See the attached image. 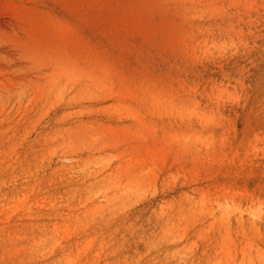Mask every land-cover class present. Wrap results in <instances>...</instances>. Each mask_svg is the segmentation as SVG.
<instances>
[{"label": "rangeland", "instance_id": "obj_1", "mask_svg": "<svg viewBox=\"0 0 264 264\" xmlns=\"http://www.w3.org/2000/svg\"><path fill=\"white\" fill-rule=\"evenodd\" d=\"M104 3L118 39L64 0H0V221L63 223L68 264H264V0ZM135 168L141 192L102 210ZM161 211L174 237L138 253L130 222Z\"/></svg>", "mask_w": 264, "mask_h": 264}, {"label": "bare ground", "instance_id": "obj_2", "mask_svg": "<svg viewBox=\"0 0 264 264\" xmlns=\"http://www.w3.org/2000/svg\"><path fill=\"white\" fill-rule=\"evenodd\" d=\"M64 1L66 5H68V10L76 23L80 25L93 24L95 28L102 30L107 35L108 39H118L121 37L122 32L128 31L129 29L127 23L125 25L123 22L114 20L110 11L104 8V0H95L94 2L92 0ZM136 25H139V23L136 22ZM218 35L219 36L216 37L217 39L212 41V49H215V47L216 50L224 49V46L227 47V44H231L233 41L230 36H226L220 32ZM160 82L158 84L161 87V91H167V79H165L163 83ZM141 107L152 112L167 111V100L154 101L146 106H137V109H142ZM136 170L135 168V171H133L134 173H131L132 177L130 178L132 180H128L130 184L127 183L113 190H107L103 187L100 188L102 189L101 192L107 193L109 198V202L102 210L115 214L126 200L136 197V195L141 192L142 187L139 186V177H141L143 173ZM56 195L57 192L50 195L47 200L45 199V203H48L47 205H50V207L54 205L52 198H55ZM228 205L229 207L231 206L230 204ZM182 208L184 210V206L180 203L178 207L179 211ZM233 210L234 209L229 212L224 206L222 211L218 212L214 218L218 221L220 220V222L227 223L230 220V213H234ZM183 213L185 215H190L185 212ZM254 213L259 219H264L263 207L259 206ZM39 216H41V214H35L33 218H38ZM93 216L94 215H92V221L90 223L97 221ZM32 220L30 224L21 225H6L4 223L2 224V221H0V264H68V261L71 260L69 257L70 250L63 245V242L69 235L66 236L61 232L63 223L56 225V231L50 233L48 230L50 227L48 214L46 216L47 221H45V219H42V221L40 219ZM138 221H140L139 217L135 218L130 222V227L133 228H128L131 232V241L136 242L139 247L138 253H142V249H145L144 246L147 244L159 249L166 247L170 240H172V238H168V236H173L172 233L177 229V227L175 228L172 225L175 221L171 215H167V211L150 213V216L143 220V226L139 225L140 223L138 224ZM79 224L81 225L83 223L80 222ZM65 225L71 227L75 226L69 220L66 221ZM87 239V241H90L91 238ZM168 248L169 247H167V250ZM158 255H161V253H158ZM167 255L171 258L173 256L168 251ZM259 256L260 258H264L262 253L259 254ZM155 257L157 256H154V258ZM242 258V264H253L255 261L251 250L244 249Z\"/></svg>", "mask_w": 264, "mask_h": 264}]
</instances>
